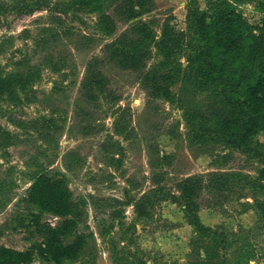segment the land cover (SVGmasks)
<instances>
[{"label":"rangeland","instance_id":"1","mask_svg":"<svg viewBox=\"0 0 264 264\" xmlns=\"http://www.w3.org/2000/svg\"><path fill=\"white\" fill-rule=\"evenodd\" d=\"M226 1L254 35L241 65L255 73L264 68V0ZM214 2L0 0V81L14 85L0 87V248L42 243L38 220L74 223L68 240L85 238L78 257L62 264H264V132L238 146L218 123L231 94L206 71L209 43L196 33L200 17L219 19ZM169 30L185 33L170 42L181 55L162 49ZM141 50L145 70L175 76L168 94L151 92L127 62ZM93 57L108 92L88 97L81 84ZM212 173L237 176L235 191L224 200L204 189L187 209L185 180L207 184ZM42 174L72 193L69 216L27 202ZM248 178L254 190L243 188ZM194 218L210 228L206 236ZM218 236L237 243L219 246Z\"/></svg>","mask_w":264,"mask_h":264},{"label":"trees","instance_id":"2","mask_svg":"<svg viewBox=\"0 0 264 264\" xmlns=\"http://www.w3.org/2000/svg\"><path fill=\"white\" fill-rule=\"evenodd\" d=\"M220 1L216 5L214 2L219 19L207 22L200 17L197 22L196 33L200 37L206 38L209 43L207 59L204 64L206 71L222 86L230 90L231 94L230 101L224 105V113L219 112L220 115L217 114L218 123L224 128L232 144L246 146L256 134L264 132V68L259 71L256 70L255 73L243 74L241 62L245 55L251 52V41L254 35L249 32L250 29L239 11L233 8L228 1ZM218 5L221 9L216 8ZM125 10L129 13V19L138 17L133 8H125ZM184 36V32L168 31L162 43V49L164 52L166 51L169 57L181 55L182 49L178 44L174 41V44L170 42L174 38L181 39ZM127 54L129 55V53ZM129 57L126 59L127 62L134 71L142 76L146 88L155 94L166 95L170 92V88L175 82L174 75L162 73L160 70H145L148 55L142 53V50L137 55L133 54ZM101 65L102 60L97 57H93L87 63L81 89L88 97L94 96L96 88H100L104 93L108 92V80ZM16 80V82H25L23 78L18 79L16 77ZM0 87L2 91H9L12 89L8 88H12L14 85L10 79H6L0 81ZM237 113L239 115H236ZM234 180H237L235 175L212 173L209 175L208 183L204 184L201 176L188 177L184 182L182 192L187 203V209L190 207L191 210L196 209V198L201 195L204 189H208L219 198L226 200L227 196L228 199V195L225 196L224 194L235 191V187L230 188L231 182ZM254 184L255 182L248 178L243 188L251 187L254 190ZM27 202L58 217H67L76 208V203L68 187L46 174L35 178L29 189ZM147 214L145 209H139L140 216ZM191 223L201 227L199 233L203 231V236H206L210 231V228H203L198 219L194 218ZM35 225L42 238V243L26 251L2 247L0 248V264H32L38 259L62 264L65 261H74L86 243L83 235H76L73 240H68L75 231L74 223L68 222L62 227L53 228L41 224L37 220ZM222 236L217 237L219 241H216V244L219 246L225 245L231 248L232 244L237 243L231 241L229 246L225 242L226 240L223 241ZM242 244V241H239V250L243 247ZM213 255L219 257L216 251Z\"/></svg>","mask_w":264,"mask_h":264}]
</instances>
